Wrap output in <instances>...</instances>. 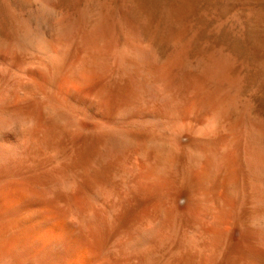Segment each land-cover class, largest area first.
Wrapping results in <instances>:
<instances>
[{"label": "bare ground", "instance_id": "1", "mask_svg": "<svg viewBox=\"0 0 264 264\" xmlns=\"http://www.w3.org/2000/svg\"><path fill=\"white\" fill-rule=\"evenodd\" d=\"M34 1L45 8L53 0ZM189 1L188 3L191 2ZM1 2L8 22L9 36L6 35L7 39H0V50L3 42L7 48L0 54V63L8 66L16 62L21 53L30 56L28 60L23 58L25 66H20L25 71L22 77L26 76V79L21 77L10 83L9 76L10 84L0 89V126L14 131L0 132V260L3 264H209L213 256L216 258V253L222 257V264H264V123L254 121L238 125L231 119V106L228 107L229 102L227 103L228 99L224 95L223 80L226 75L223 66L226 64H212L202 76L197 75L199 72L194 76L183 68L186 64L176 61V54V59L172 56L175 62L172 60L170 68L174 65L175 69L178 65L177 76L182 85L174 83L177 76L171 77L174 78L172 81L169 77L167 82H173V86L168 88L171 83L168 84L165 80L169 86L166 84V88L162 91L161 88L158 89L161 92L157 93L153 91L156 90L153 87L159 79L152 83L155 77L152 78L151 66L156 57L151 48L147 47V43L144 44L146 46L138 47L128 42H119L115 37L116 22H109L108 16V22H105V15L101 14L104 22L101 21L94 28L92 25L90 30L85 28L87 25H84L83 17L80 19L79 16L61 20L55 25L51 22L42 31L37 28L41 22L39 16L31 14L25 18H16L5 0ZM137 2L130 0L129 5L126 3L127 12H138L142 3ZM182 5L183 3L179 8ZM103 7L102 5V9ZM175 9V12L179 10ZM171 11L172 9L167 11L168 14ZM146 16L147 14L143 19ZM114 18L115 16L113 20ZM146 22L150 23V19ZM140 24L138 22L137 28ZM159 24L161 23L157 22L155 25L160 26ZM27 28L37 30L38 35L35 36L39 40L20 32ZM34 29L31 30L35 32ZM139 32L141 31L137 33ZM133 35L135 39L138 37L135 33ZM103 38H108V41ZM99 39H103L106 44L99 47L98 44V48L94 50L92 46ZM32 40L39 43L36 41L38 44H35ZM90 47L95 51L92 59V53L88 52ZM108 60L117 69H121L124 75L117 86V82L113 85L115 87L108 80H111L109 76L112 70L115 73V66L110 70ZM51 71H54L58 82L56 87H59V97H62L60 102L58 98V102L52 103H16L18 91L22 90V93L26 89H22L26 86V81L33 88H53L52 80H56L51 78L52 75L49 76ZM1 82L5 83V78L0 73ZM204 82L211 83V87H214L212 91L210 88L209 91L204 89ZM227 82L229 88L231 84ZM178 84L181 87L176 92ZM174 87H177L176 90ZM52 90L54 92L55 89ZM153 95L163 102L162 108L166 107L168 112L167 121L173 125H177L182 111L191 110L195 114L209 109L206 111L209 112L208 121L197 127L199 132L208 129L212 136L213 132L222 130L223 141L230 144L236 143L241 135H245L246 166L239 167L235 156L225 154L217 158L215 150L212 155L210 152L208 155L207 150L196 145L192 148L193 156L189 155L194 170L184 172L179 178L182 185H196L194 198L173 178L172 168L176 161L173 159L172 148H165L166 144L163 147L157 139L154 141L155 137L150 136H146L145 144L139 147L134 143L135 138L133 141L128 137L131 130L128 134L123 133L127 136L121 134L120 125L123 122L153 124L157 127L160 125V119L155 116L157 113L154 114L148 106ZM51 96L49 101L53 99ZM71 97L75 98L74 102L68 100ZM138 97L144 104L142 108H139L140 105L136 109L130 107L132 110L123 107L126 101ZM66 101H72L73 104H67ZM204 120L202 118V122ZM17 126L19 131L16 130ZM128 128L131 129L129 126ZM183 129L185 131L186 128ZM153 149L156 152L153 153ZM237 178L242 187L239 188V185L233 190V197L231 186L228 188L227 184L232 185ZM207 200L212 203V211L205 209L203 201ZM185 213L203 217L200 216L197 220L194 235L185 239L179 235V238L177 235L174 237L175 225L170 223V218ZM178 241L184 242L182 249L175 248Z\"/></svg>", "mask_w": 264, "mask_h": 264}, {"label": "rangeland", "instance_id": "2", "mask_svg": "<svg viewBox=\"0 0 264 264\" xmlns=\"http://www.w3.org/2000/svg\"><path fill=\"white\" fill-rule=\"evenodd\" d=\"M126 1L124 2L123 0H113V2H112L110 0H104V1L103 0H71V1L70 0H53L51 5L47 6L45 8H44V6H41L39 2H35L34 0H25V1L24 0H5V2H6L5 4L10 9V11H12L13 16H16V18H25L31 14L39 16L41 18V22L37 26V28L42 30V31L49 24H51V22L53 23V25H55L58 22H62V21L67 20L68 18H78L79 16H81V17H79L80 19H82V17H83L82 21H84V25H87V26H85V28L87 30H90V28L92 29V25L94 28V26H97V24L101 23V21H103V20L105 22H108V20L110 19L109 22L110 21H114V23L116 22V24L114 25L116 27L115 37H116V39H118L119 42H128L129 44L134 45V46H138V47H140L141 45L146 46L144 44L147 43V47L149 46L148 48H151L150 50H151L152 54H154L153 56L156 57V59H157V62L155 59L154 64H152L153 66H151L153 68L152 69V78L155 77L154 78L155 80L153 79L152 83L153 82L156 83L155 81L157 79H159V81L164 82V83H161L157 80V83H156V84H158L157 87H156V84L153 83L155 85V87H153V89L156 88V90H153V91H157V93H160L162 91V89H165L166 86L170 83H171V85L170 86L168 85L169 86L168 88L173 86L172 84H174L175 82L180 83L178 80V76H177L178 69L176 68V67H178V65L177 66L175 65L176 66L175 69L173 68L174 65L172 66V69L170 68L172 65L171 62L173 60L172 56L175 58L176 54H177L176 58L178 59L176 61H178V62L182 61L183 65L186 64V66H183V68H185V70L187 72L189 71L188 72L189 74L194 75V76H197V75L202 76L205 73L207 67H209L212 64H215V63H216L215 65L226 64L223 66L224 67L223 68L224 74L226 75V78L224 77L223 84H225L224 90L226 91V92L224 91V95L227 97L226 99H228L227 103L229 102L228 107L231 106L230 107L231 110L229 112L230 116L232 117L231 119L234 122H236L238 125L251 124L254 121H261L264 123V19H263L264 18V0H198V1L195 0L193 2H192V0H190L191 2L189 0H183V1L182 0H177V1L176 0H174V1L173 0H169V1L168 0H141L142 2L138 0V2H140L142 4L140 7H138L139 13L136 12L135 14H130L129 12H127V6L129 5L130 0H128L127 2ZM188 1L190 3H188ZM100 2H101V5H100ZM102 2L103 3L107 2L108 6H107V3L103 4ZM122 2H124V3H122ZM136 2H137V0H136ZM170 2H171V4H169ZM177 2H179L180 5H181V3H183V5L185 4L184 5L185 8H187L190 13L188 11H186V9L183 7V5L181 6V8H179L180 5ZM184 2H186V3H184ZM0 3H1L0 8L1 7L3 8L1 0H0ZM126 3L128 5L125 6ZM144 3L145 4L147 3V4L145 5ZM122 4H124V5H122ZM174 4H176L177 6L176 5L174 6ZM189 4L191 6H189ZM102 5L104 6L103 9H102ZM113 5H114L115 10H114V8H112ZM118 5H119V7H118ZM143 5H145V6H143ZM171 5H173L172 6L173 8L172 7L170 8ZM168 6L170 9H168ZM188 6L192 7V8L195 6V9L193 10L192 8H189ZM122 7L124 8L125 11H123ZM141 7L143 8V11L145 10L144 12L141 11L142 10ZM175 7H178V8L175 9ZM249 7L250 8L252 7V8L250 9ZM2 8L0 10V13L3 10L2 13L0 14V39L1 40L4 37H5V39H7L9 36V34H7L8 33V22H7V19H5L6 17L4 15V8L3 9ZM109 8H111V10H109ZM106 9H107V11H106ZM118 9H119V11H118ZM166 9H168V10H166ZM171 9H172V11L168 14L167 11H170ZM174 9L175 10L179 9V10H177V12H175ZM180 9H182V12ZM75 11H77V12L74 14ZM108 11H110V13H114V14H110ZM122 11H123V15L121 14ZM79 12H81V13L84 12V13L79 14ZM101 12H103V13H101ZM119 12H120V14H119ZM140 12H143L142 16L140 15L141 17L140 16L138 17V15L141 14ZM147 12H149V14L152 17H150V15ZM115 13H116V15H115ZM186 13H189V14L187 15ZM70 14H72L73 16ZM101 14H102V16L105 15V16H103V20L101 19L102 18ZM146 14H147V16L145 17V19H143ZM185 14L187 15V17ZM110 15H111V17H110ZM129 15H130V17H129ZM133 15L136 16L137 18H135ZM99 16H101V17H99ZM107 16H108V20L106 19ZM114 16H115V18L113 20ZM127 16H128V18H127ZM148 17L150 19V23L146 22L147 20L149 21ZM121 18H122V20H121ZM126 18L129 20V22ZM134 18L136 19V21ZM139 18H140V20H139ZM141 18H142V20H141ZM132 19H133V21H131ZM170 19H171V24H169ZM125 20H126V24H125ZM172 20H174V21H172ZM121 22H123L122 23L123 26L121 25ZM138 22L141 23L139 28H137V26H139ZM157 22L161 23V24H159L160 26L155 25ZM152 23H154V24H152ZM124 25H126V26H124ZM130 25H132V26H130ZM166 25H168L169 28L165 27ZM121 27H124V29ZM129 27L131 29H129ZM142 28H144V29H142ZM27 29H22L20 32L21 33L25 32L27 35H31L30 36L31 38L39 40L38 37L36 38V36L38 35L37 30H35L34 28H27ZM31 29H34L35 32H33V30H31ZM125 29H126V31H125ZM121 30H124V31L121 32ZM132 30H134V32ZM42 31H40V32H42ZM138 31H141V32L137 33ZM35 33H37V34H35ZM118 33L120 36H118ZM134 33L137 34V36H138V37L136 36L137 37L136 39H135V36L133 35ZM6 35H8V36H6ZM121 35H122V37H121ZM133 36H134V38H133ZM103 39L105 41H108V38H103ZM103 39H99L102 41V44H101V41H100V43L97 42L99 40L96 41V44H94V46H92L93 48H95L94 50H96L99 46H103L106 44L105 41H104L105 43L103 42ZM37 40H32V41L35 44H38L39 41H37ZM3 43L6 44L5 42H3ZM4 44H2L3 45L2 47H4ZM98 44H100V45H98ZM97 45H98V47H97ZM5 46H7V45H5ZM2 47L0 50V54L2 53V51H4L3 49H7L6 47H4V48H2ZM92 47H90L89 48L90 51H88L89 53H92V54H90L91 59L95 55V51L93 50ZM179 50L180 51L184 50V52L182 51V53H181ZM176 51H178V52L176 53ZM21 55H19L17 57L16 62L10 63L12 65L9 64L7 66L6 64L0 63V69L3 70V72L0 70V73H1V75L4 76L5 83H6L5 84L4 82H1L0 83V89L6 88L14 80L20 79L22 77V74L25 75V71H23V69L21 68L22 66H25V64L23 63V58H25L24 60H26V59L28 60V59H30V56L27 53H21ZM180 55H182V59H181ZM185 56H186V58H185ZM169 58H170V60H169ZM228 58H229V60H228ZM209 59H210V62H209ZM226 60L228 63L224 62ZM109 61L110 60H108V62ZM231 61H232V63H234V65L231 63ZM108 62H107V64H108ZM173 62H175V60H173ZM205 62H207V63H205ZM208 62L211 64H209ZM5 65L7 66V68L9 70L6 68ZM18 65H19V67L20 66L21 67L19 68ZM205 65H207V66L205 67ZM108 66L110 67V70H112V69H114L115 65H113L112 62L110 61ZM233 66H234V68H233ZM4 67H5V69H4ZM231 67L233 68V70ZM189 68H191V71ZM227 68H229V69H227ZM234 69H235V71H234ZM118 70H120L119 71L120 73L118 72ZM175 70H176V72H175ZM229 71L231 74L229 73ZM4 72H6V73L4 74ZM192 72L194 74H192ZM155 73L159 74L160 78H159V75L156 76ZM195 73L196 74L198 73V74L196 75ZM53 74H54V76H53ZM172 74H173V76H172ZM228 74H229V76H227ZM51 75H52V77H51L52 79L56 78L54 71H53V73H52V71L49 73V76H51ZM116 75H118V76H116ZM174 76H177L176 77L177 79ZM8 77L10 79V81H9L10 83L8 82V80H9ZM25 77L26 76H24L22 78L26 79ZM114 77H115V79H114ZM156 77H158V78H156ZM169 77L175 78V79L174 78L170 79L171 81H172V79H174V83L173 82H170V83L167 82L169 80L168 79ZM227 77L229 79H227ZM109 78H111V80L108 79L110 81L111 86L115 85L116 82L117 83L115 86H117L119 84V82L124 78V75H123L121 69H119V68L117 69V67L115 66V73L112 70ZM116 79H117V81H115ZM55 80H56V82L54 80H52L53 81L52 83H54V84L51 87H53V88L49 87V88H42V89L41 88H35V87L33 88V87H31L33 85L32 84L29 85L28 83H30V82L26 81L25 85L27 87L25 86L22 88V89H24V88H26V89H24L22 93H20L22 90L18 89L19 91L17 94L16 103L27 104V103H36V102H42V103H52V102H58V101L60 102L62 100L61 99L62 97H59L60 96L59 91H58L59 87H56V86H58V82H57V79H55ZM165 80L168 84L165 82ZM176 80H178V81H176ZM224 81L225 82L229 81V85L231 84L229 86V88L227 87L228 82L225 83ZM205 83L206 82H204V84ZM210 84H211L210 82H208V84H205L204 89L207 90L208 88H210V91H212V88H214V87L213 86L211 87ZM180 85H182V84L180 83ZM115 86H113V87H115ZM175 86H177V85H175ZM178 86H179V84H178ZM180 87L181 86L178 87L179 89L177 87H174L175 90L177 88L176 92L180 91ZM160 88H161V91L158 92V89H160ZM168 88L166 90H169ZM174 88L172 89L173 91H174ZM45 89H47V90H45ZM52 89H55L54 92ZM43 90H45V91H43ZM56 90H57V92H55ZM172 90L170 89V92ZM207 91H209V89ZM174 92H172V93H174ZM56 94H58V95H56ZM50 96L53 99H55V101L53 99H52V101H49ZM23 97H25V99ZM155 97H157V96L153 95V97H152L153 100L151 102L149 101L150 103H148V106H149L150 110L152 108V112L154 114L157 113V114H155V116L158 119H160V125H158V127L156 125H153V124H149V125H139L138 124L137 125L134 123L123 122L120 125V131H121V134L126 133V132H127L126 134H128L129 131L131 130V132L129 133L130 135L128 137H130L133 141L136 139L138 142L135 140L134 143L136 142L135 145L139 146V147L143 146L145 144L144 140H145L146 136H150L153 138L155 137L154 141H156V139H157L163 147L166 144L165 148H167V149L172 148L171 151H172L173 156H174L173 159H174V162L176 161L173 168H172V175H173L174 180L175 179L178 180V181L177 180H175V181L179 182L180 175L184 174V172H187L188 170L189 171L194 170V168H192L193 164H191L192 158H190V156L191 157L193 156L192 155L193 149H194L193 147H195L196 145H198L200 147L202 146L201 148L204 151L207 150L206 153L208 155H209V152L211 153L210 155H212L214 153V150H215V153L217 152L215 154V155H217V158H220L221 156H223L225 154L230 155V156H235L238 160V166L239 167L244 168L246 166V157H247L246 141L247 140H246L245 135H241L239 141H237L236 143L230 144V143H225L223 141L224 132L222 130H220L221 132L218 131L219 133L218 132L215 133L212 131L213 132L212 136L210 135L211 131L209 132L208 129L202 130L201 132H199V130H197V127H199L200 125H202L204 123H207V121H208L207 118H208L209 112L206 113V111H208L209 109H206V111L204 110V112H201V113L196 112L195 114L194 113L192 114L191 110L182 111L179 115L178 120H177L178 121L177 125H173V123L167 121L168 112H167L166 107H165V109L162 108V107H164L163 102L161 103V101H159L160 100L159 97H157V99ZM20 98H22V99H20ZM57 99H58V101H57ZM68 100H73V102H74L75 98L71 97V99H68ZM69 102H70V104L71 103L73 104L72 101H66L65 103L68 104ZM153 103H154V106H153ZM158 103H159V105H161V107L158 105ZM137 104H138V106H137ZM127 105L129 106V108ZM139 105H140V107H139ZM150 105H152V106L150 107ZM125 106L127 109H131L130 107H132V106H133L132 107L133 109H136L138 107L142 108L144 106V104L142 102V99L141 98L139 99V97H138L135 100L130 99L129 102L126 101L123 104V107H125ZM153 107H155V109ZM192 115H194V116L191 117ZM183 118H185V119H183ZM202 118H203V120L204 119H206V120H204V122H202ZM162 121H164V122L162 123ZM179 121H182V122H179ZM200 121H201V123H200ZM128 126L131 129H129ZM165 126H167V127L165 128ZM170 127H172V128H170ZM175 127H176V130L174 129ZM177 127H178V129L179 128L180 129L178 130ZM184 127L186 128L185 131L183 129ZM189 127H191V128H189ZM136 128H139V129H136ZM144 128H146L145 130L147 131V133L149 132L148 134H146V131L143 130ZM136 130H138V131H136ZM206 131H208L209 134H207ZM141 132H144L142 134L144 136L141 135ZM170 132H172V133H170ZM190 132H191V134H190ZM137 133H139L140 135ZM126 134H123V135L127 136ZM136 134L139 136H137ZM172 134L173 135L176 134V135L173 136ZM205 134H207V135H205ZM216 134H218V136H215ZM169 135H170V137H168ZM140 136H142V138ZM157 136L159 139L157 138ZM209 136H211V137H209ZM206 137H208V138H206ZM175 138L178 141H176V140L174 141ZM203 139L205 140V142ZM169 140L172 143L168 142ZM210 140H211V142H210ZM200 141H202L201 144H200ZM195 142H197V144H194ZM219 142H220V145L218 144ZM137 143H138V145H137ZM141 143H143V144H141ZM179 143H181V144H179ZM187 144H189V145H187ZM210 144H211V146H210ZM216 145H217V147H216ZM220 146L221 147L223 146L222 148H224V147H226V148L222 149ZM211 147H213V149ZM214 147H216L217 149L216 148L214 149ZM174 148H176V149L174 150ZM210 148H211V150H210ZM244 150H246V151H244ZM152 151H153V153L156 152L155 149H153ZM244 152L246 153L245 155H244ZM222 153H224V154H222ZM177 159H180V160L177 161ZM187 164L188 165L190 164V165L188 166ZM175 166L177 167V169ZM189 167L191 169H189ZM185 169H187V170H185ZM239 181L240 180H238V178H237L235 183H232V185L227 184L228 188H230V186H231L230 189L233 191L236 188H238L239 185H240L239 188L242 187L241 182H239ZM180 186L185 187V189L191 195H193L194 198L196 197V194H195L196 185L195 184L193 185V184L189 183V184H183L182 185V183H180ZM188 187H190V188L188 189ZM234 192L235 191L232 192L233 197L235 195ZM209 201L210 200L203 201V204L205 203L204 204L205 209H207L208 211L210 209V211H212L213 206H212V203ZM187 214L188 213L179 214V216L175 215L174 218H172V219L170 218V223L173 226L175 225L174 226V228H175L174 229V235H173L174 237H177L179 235L180 238L185 239V238L191 237L192 235H194L196 233L195 224H196L197 220L200 218V216L203 217V215L199 216L198 214H193V213H189L188 215ZM182 222H183V224H182ZM180 227H181V229H179ZM177 230H180V231H177ZM179 236L177 238H179ZM182 236H184V237H182ZM177 243H176L177 245L175 246V248L176 249H182L184 246V242L178 241ZM215 256H216V258L213 256V258H212L211 262H209V264H222L223 263L222 257L218 253H216Z\"/></svg>", "mask_w": 264, "mask_h": 264}, {"label": "snow or ice", "instance_id": "3", "mask_svg": "<svg viewBox=\"0 0 264 264\" xmlns=\"http://www.w3.org/2000/svg\"><path fill=\"white\" fill-rule=\"evenodd\" d=\"M73 111H74V110H73ZM74 112H76V111H74ZM16 130L19 131V126H17V129H16ZM3 131L14 132V131H12V130H9V129H6V128L0 126V132H3ZM0 264H3V261H2V260H0Z\"/></svg>", "mask_w": 264, "mask_h": 264}]
</instances>
